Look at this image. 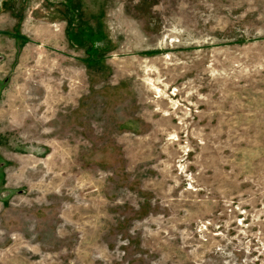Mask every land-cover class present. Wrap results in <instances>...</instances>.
Wrapping results in <instances>:
<instances>
[{"label":"rangeland","instance_id":"obj_1","mask_svg":"<svg viewBox=\"0 0 264 264\" xmlns=\"http://www.w3.org/2000/svg\"><path fill=\"white\" fill-rule=\"evenodd\" d=\"M0 264H264V0H0Z\"/></svg>","mask_w":264,"mask_h":264}]
</instances>
